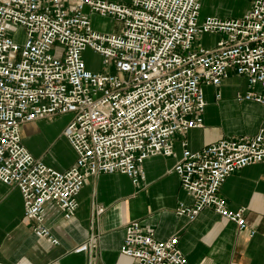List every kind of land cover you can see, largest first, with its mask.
<instances>
[{
  "label": "built area",
  "instance_id": "1",
  "mask_svg": "<svg viewBox=\"0 0 264 264\" xmlns=\"http://www.w3.org/2000/svg\"><path fill=\"white\" fill-rule=\"evenodd\" d=\"M86 9L123 29L94 30ZM200 11V0H0V181L20 190L23 222L36 236L59 243L45 224L46 206L54 203L71 220L90 177L120 172L138 183L146 159L172 156L175 137L204 126L203 86L219 87L230 69L262 87L237 99L264 107V0H250L235 18L200 22ZM205 33L219 35L214 46L195 47ZM87 49L107 70L88 67ZM65 115L72 116L63 134L76 159L57 170L25 146L21 127ZM182 145L172 171L194 203H180L177 215L194 220L212 208L246 228L245 209H230L220 191L233 173L264 162V113L255 135L199 150ZM125 230L120 252L137 264H190L177 235L159 240L137 220Z\"/></svg>",
  "mask_w": 264,
  "mask_h": 264
},
{
  "label": "crops",
  "instance_id": "2",
  "mask_svg": "<svg viewBox=\"0 0 264 264\" xmlns=\"http://www.w3.org/2000/svg\"><path fill=\"white\" fill-rule=\"evenodd\" d=\"M251 89L262 92L261 85L251 88L245 77L230 69L219 87L203 86L204 126L175 137L172 156L146 159L144 177L138 183L120 172L90 177L77 197V212L71 220L48 203L45 224L59 240L57 244L36 236L31 224L23 222L20 190L0 181V264H137L120 252L125 226L133 220L159 240L177 235L190 264H264V162L238 170L221 186L220 194L230 209H245L244 229L212 208L203 209L194 220L177 215L180 203L191 206L194 199L172 171L182 156L183 141L191 150H199L221 139L258 133L263 105L237 99L239 93ZM59 120L26 123L21 133L36 157L66 170L75 162L76 153L63 134L67 123ZM59 147L65 151L59 152ZM98 206L104 211L98 213Z\"/></svg>",
  "mask_w": 264,
  "mask_h": 264
},
{
  "label": "rangeland",
  "instance_id": "3",
  "mask_svg": "<svg viewBox=\"0 0 264 264\" xmlns=\"http://www.w3.org/2000/svg\"><path fill=\"white\" fill-rule=\"evenodd\" d=\"M129 4L130 0H113ZM200 22H203L208 17H218L221 19L235 18L243 15L250 6V0H200ZM90 15L92 27L94 30L102 33L119 32L123 29V23L108 17H102L97 13H91L89 9L85 10ZM219 35L212 33L201 34L195 41V47H210L214 46ZM88 67L96 71L107 70L104 65L102 57L95 54L91 49H87L84 53ZM59 122H66L71 120V115L59 116ZM59 152H64L65 147H59Z\"/></svg>",
  "mask_w": 264,
  "mask_h": 264
}]
</instances>
